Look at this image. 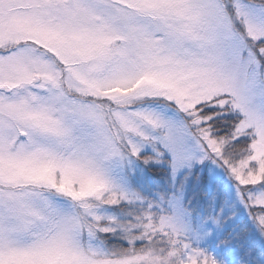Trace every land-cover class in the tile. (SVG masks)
Here are the masks:
<instances>
[{"label":"snow or ice","instance_id":"1","mask_svg":"<svg viewBox=\"0 0 264 264\" xmlns=\"http://www.w3.org/2000/svg\"><path fill=\"white\" fill-rule=\"evenodd\" d=\"M0 264H264V0H0Z\"/></svg>","mask_w":264,"mask_h":264}]
</instances>
